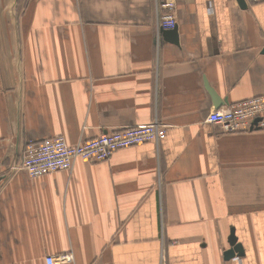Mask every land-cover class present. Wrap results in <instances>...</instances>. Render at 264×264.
I'll return each instance as SVG.
<instances>
[{
	"label": "crops",
	"instance_id": "0c3cea01",
	"mask_svg": "<svg viewBox=\"0 0 264 264\" xmlns=\"http://www.w3.org/2000/svg\"><path fill=\"white\" fill-rule=\"evenodd\" d=\"M244 1L176 0L175 43L157 0H0V264H264V130L207 122L264 95V3ZM152 123L159 144L17 169L31 141Z\"/></svg>",
	"mask_w": 264,
	"mask_h": 264
},
{
	"label": "built area",
	"instance_id": "2783aa9c",
	"mask_svg": "<svg viewBox=\"0 0 264 264\" xmlns=\"http://www.w3.org/2000/svg\"><path fill=\"white\" fill-rule=\"evenodd\" d=\"M250 4L264 0H246ZM160 10V29L173 30L177 26L176 0H157ZM207 122L219 126L224 133L236 134L264 130V95L242 101L227 110L213 112ZM164 125L152 123L124 129L107 131L96 138L70 145L60 136L40 142H29L23 152L18 170L37 179L59 171H72L78 160L99 164L109 160L115 153L147 143L159 144L165 140ZM69 258L57 260L47 257L46 264L69 262Z\"/></svg>",
	"mask_w": 264,
	"mask_h": 264
},
{
	"label": "water",
	"instance_id": "95a60500",
	"mask_svg": "<svg viewBox=\"0 0 264 264\" xmlns=\"http://www.w3.org/2000/svg\"><path fill=\"white\" fill-rule=\"evenodd\" d=\"M241 4L243 6H246V3H245L244 0H241ZM175 30H176V28L173 29V30L165 31L164 32V36L167 39H169L170 41L178 43V38H177V34H176ZM210 92L215 97L213 91L210 90ZM230 243H231L232 246H234V248L226 253V255H225L226 256V260H231V259L235 258L236 253H242L243 252V249H242L241 245H236L237 242H236V237L235 236L231 237Z\"/></svg>",
	"mask_w": 264,
	"mask_h": 264
}]
</instances>
